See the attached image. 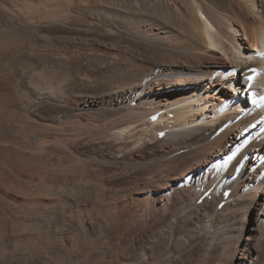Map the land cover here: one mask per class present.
<instances>
[{
  "label": "bare ground",
  "instance_id": "obj_1",
  "mask_svg": "<svg viewBox=\"0 0 264 264\" xmlns=\"http://www.w3.org/2000/svg\"><path fill=\"white\" fill-rule=\"evenodd\" d=\"M0 6V264H264V0Z\"/></svg>",
  "mask_w": 264,
  "mask_h": 264
},
{
  "label": "rangeland",
  "instance_id": "obj_2",
  "mask_svg": "<svg viewBox=\"0 0 264 264\" xmlns=\"http://www.w3.org/2000/svg\"><path fill=\"white\" fill-rule=\"evenodd\" d=\"M5 22H6V16H5V14L2 11L1 6H0V28L6 24ZM12 79H13V77L11 74H9V73L6 74L4 72H0V95L2 98H4V100L6 102L4 105L6 107V109L15 108V110H16L19 108V102L16 100V98L11 97V95H10V93L12 91ZM220 87H222V90L224 91L225 96L231 97V95H236L235 93L231 92L230 89H227V87H224L223 84H221ZM244 103H245V97H244V100H241L239 102V104H244ZM8 125L12 129V127H11L12 124H9V122H8ZM11 129L8 128V130H5V132H3V136L8 138V139L11 138L12 137L11 135L13 134L12 133L13 131L11 132ZM9 131H10V135L8 133ZM7 133H8V135H7ZM11 139H13V138H11ZM164 193H165V191H164Z\"/></svg>",
  "mask_w": 264,
  "mask_h": 264
},
{
  "label": "snow or ice",
  "instance_id": "obj_3",
  "mask_svg": "<svg viewBox=\"0 0 264 264\" xmlns=\"http://www.w3.org/2000/svg\"><path fill=\"white\" fill-rule=\"evenodd\" d=\"M258 54H259L260 56L264 57V52H258ZM250 71H251L252 73H256V72H257L256 69H250ZM247 79H248V81L250 82V83H249V87H251V81L255 79V75H250V76L247 77ZM262 99H264V98H262Z\"/></svg>",
  "mask_w": 264,
  "mask_h": 264
}]
</instances>
